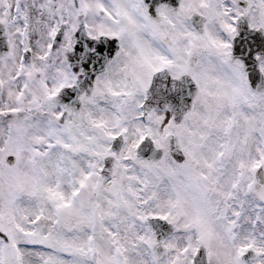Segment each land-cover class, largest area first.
Wrapping results in <instances>:
<instances>
[{"label":"snow or ice","instance_id":"6c2138e0","mask_svg":"<svg viewBox=\"0 0 264 264\" xmlns=\"http://www.w3.org/2000/svg\"><path fill=\"white\" fill-rule=\"evenodd\" d=\"M0 264H264V0H0Z\"/></svg>","mask_w":264,"mask_h":264}]
</instances>
